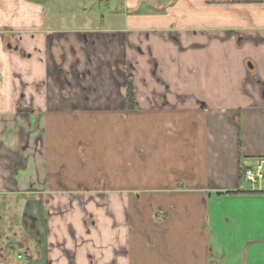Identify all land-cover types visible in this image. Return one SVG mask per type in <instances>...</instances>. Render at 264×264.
I'll use <instances>...</instances> for the list:
<instances>
[{
	"label": "crops",
	"instance_id": "obj_1",
	"mask_svg": "<svg viewBox=\"0 0 264 264\" xmlns=\"http://www.w3.org/2000/svg\"><path fill=\"white\" fill-rule=\"evenodd\" d=\"M72 1L0 0V264H264V0Z\"/></svg>",
	"mask_w": 264,
	"mask_h": 264
},
{
	"label": "rangeland",
	"instance_id": "obj_2",
	"mask_svg": "<svg viewBox=\"0 0 264 264\" xmlns=\"http://www.w3.org/2000/svg\"><path fill=\"white\" fill-rule=\"evenodd\" d=\"M110 2V5H115L116 4V0H96L95 2V6H94V10H98L100 7L101 9V13H103L102 15L104 16L105 15V10L104 8H106V5L107 3ZM112 2V3H111ZM79 4V0H77V2H73L71 4L75 5L77 7V4ZM81 4V3H80ZM109 5V6H110ZM119 5V4H118ZM92 9V10H93ZM90 13V11L88 12ZM78 20V19H77ZM80 22L79 21H75V22H72L70 21V25L71 26H78L77 24H79ZM26 135L23 136V138L21 139V144L24 146V145H27V148L29 147V142H34V139L32 138V141L29 140V128L26 129ZM35 135L36 132L33 131ZM35 144V143H34ZM33 145V144H32ZM31 148V147H30ZM28 148L27 149V153H30L31 152V149ZM35 148V146H34ZM22 166H20L21 168H19V172L23 174L26 173V166L25 165V162L22 160ZM57 167V166H55ZM66 167V166H65ZM69 170L70 171H67V169L61 167L60 170L59 168L57 169H54L52 166L50 169H53L52 171L51 170H48L47 172H42L40 170V167L37 166L38 170H37V173H38V176H37V182L38 184H41L42 181H45V179L43 180V176L45 178V176L47 174H50V178H52L53 180H55L56 182H61L60 180L62 179V177L64 178H68L69 181L73 182L74 181V177L76 176L77 177V173H74L75 170L73 171V168H75L76 170L78 169V166H69ZM65 170V172H64ZM6 173L9 174L8 171H6ZM7 179H9L8 181L9 182H12V179H13V176H8L7 175ZM34 179L32 178H26L25 181L28 183H32L31 181H33ZM21 189H25L23 190L24 192H21L22 194H19V193H15L17 191H22ZM61 190L63 189H67V187H60ZM0 243L1 244H4V246H7V248L5 247V250L2 251V253L6 256V258H15L17 259V254H21L22 255V251L21 252H16V248H9L8 245L10 244H20V243H24V242H28V241H25V239H27V235H25L24 233V230L23 228L20 227H16L17 226V223L19 221L18 219V213H17V206L19 205H22L21 207H25L24 211H22V215L20 218H22V221L25 219V216H27L26 213H28L27 210L28 207H26L28 204L24 201L26 200V197H29L31 195H33L34 193H36L38 190H40V186H37L36 184H29L25 187H12L10 186L9 188H4L3 186L0 187ZM11 193H15V194H11ZM23 198V199H22ZM17 200L20 202H18L17 204ZM25 212V214H24ZM18 219V220H17ZM16 232V234H15ZM3 246V247H4ZM12 249V250H11ZM15 251H14V250ZM12 251V252H11ZM2 253L0 252V255H2ZM14 253V254H13Z\"/></svg>",
	"mask_w": 264,
	"mask_h": 264
},
{
	"label": "built area",
	"instance_id": "obj_3",
	"mask_svg": "<svg viewBox=\"0 0 264 264\" xmlns=\"http://www.w3.org/2000/svg\"><path fill=\"white\" fill-rule=\"evenodd\" d=\"M243 178L253 187L259 185L264 179V158L255 160L252 166L245 168Z\"/></svg>",
	"mask_w": 264,
	"mask_h": 264
},
{
	"label": "trees",
	"instance_id": "obj_4",
	"mask_svg": "<svg viewBox=\"0 0 264 264\" xmlns=\"http://www.w3.org/2000/svg\"><path fill=\"white\" fill-rule=\"evenodd\" d=\"M133 79L128 76L126 78V84H125V102H126V108L132 109L135 108L136 104L134 102V96H133ZM245 169H241L239 171V178L242 179L244 175ZM228 193H237V192H228Z\"/></svg>",
	"mask_w": 264,
	"mask_h": 264
}]
</instances>
